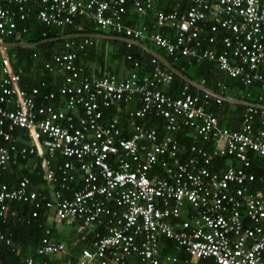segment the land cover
Instances as JSON below:
<instances>
[{"label":"built area","instance_id":"obj_1","mask_svg":"<svg viewBox=\"0 0 264 264\" xmlns=\"http://www.w3.org/2000/svg\"><path fill=\"white\" fill-rule=\"evenodd\" d=\"M128 1L140 15L153 12L152 28L125 24ZM155 1L0 0V44L15 33L16 19H26L34 4L36 19L47 26L72 24L76 16L84 15L101 30L145 38L169 55L213 61L227 75L246 85L259 81L264 88V0H177L187 6L169 12L155 11ZM203 20L211 21V32L229 33L222 37L220 49L215 48L214 35L207 38L208 46L202 45ZM82 38L79 49L90 42V37ZM73 46L66 42L67 52L55 53L45 63L48 72H63L59 91L65 99L56 106L54 91L42 93L45 81L29 90L20 85L8 48L0 45V172L17 155H34L47 189H29L27 177L15 185L0 182V219L15 214L10 210L12 200L33 203V217L41 205L49 210L35 250L44 258L24 256L9 264H49L51 255L68 261V246L53 238L52 228L80 218L84 224L78 230L97 225L102 229L95 232L91 247L81 248L77 264H123L132 253L139 256L138 264H188L205 258L215 264H264V175L247 171L249 153L264 161V109L244 106L238 127L222 126L218 116L206 110L210 97L217 103L222 99L204 92L196 96L188 83L176 97L165 93L159 85H167L172 72L161 68L156 58L151 59L154 68L149 74L130 70L118 75L102 66L85 73L76 62V51L69 50ZM134 98L141 106L129 112V134L124 136L118 117L102 120L101 107ZM149 112L165 119L163 137L136 122ZM184 128L193 132L187 147L175 137ZM18 140L27 147H18ZM197 140L211 145L199 146ZM55 151L63 157L60 181L49 168ZM217 156L230 161L213 170L210 163ZM76 170L84 174L82 184L71 196H63L54 182L64 187ZM184 204L191 207V218L176 230L167 218L179 216ZM160 235L174 242L164 255ZM0 242L10 244L2 231Z\"/></svg>","mask_w":264,"mask_h":264},{"label":"trees","instance_id":"obj_2","mask_svg":"<svg viewBox=\"0 0 264 264\" xmlns=\"http://www.w3.org/2000/svg\"><path fill=\"white\" fill-rule=\"evenodd\" d=\"M209 3L215 0H206ZM3 6L5 4L1 3ZM32 11L28 13L26 19L19 20L16 19L17 28L15 33L5 37L4 40L7 42H18V41H29V42H40L44 39L72 34V33H90V32H101L106 34H114L124 36L122 33L111 32L110 30H101L97 28L95 23L88 19L84 15L76 16L72 24L64 26H47L41 21L37 20L35 17V11L38 9L34 4H31ZM187 4L178 2L177 0H168L166 2H159L157 5L158 9H163L169 12L173 9H183ZM13 10H17L16 4H11L10 6ZM149 14V13H148ZM148 14L140 15L132 6V2L128 1L126 4L125 24L134 27L146 24L149 28L154 23V16L148 17ZM144 17V18H143ZM202 28L199 36L203 39L202 45L208 46L209 43L207 38L210 35L215 36V41L218 45L216 49H220L222 37L228 35L229 33L225 30L219 29L217 32L210 31V20H203L200 23ZM25 29V31H23ZM83 38H73L58 41H49L39 44L36 47H14L9 48L8 51L11 55V66L14 71L20 74V85L29 90L30 88L37 86L41 81L47 83V88H43L44 93L47 90H54L56 95V100L63 99V95L60 94L59 86L57 85L58 79L56 76V69L53 72H48L44 67L45 63L49 61L53 54L67 52L65 47L66 42L74 43L73 48L69 50H75L77 53L76 62L83 65L85 73H89L95 70L97 66H102L104 70L114 73L122 74L123 72H128L135 70L138 74H149L154 68V64L151 63L152 56L141 50L136 45L127 44L125 42L114 40V39H95L90 38V42L84 44L82 48H78L79 43H81ZM142 43L152 47L158 53L166 57L171 64L179 69L183 74L187 75L189 78L204 84L206 87L213 89L215 92L220 93L224 96H230L235 98H243L246 101L252 103H262L264 104V88L261 87L259 81H254L251 84H244L239 77H231L227 75L224 71L219 69L218 65L213 61H208L205 59L197 60L191 56H183L180 54L169 55L165 50L156 46L153 42L145 39L139 38ZM130 55L131 59L127 56ZM134 61H137V66L134 65ZM166 72H169L167 68L158 64ZM56 79V86L53 88V80ZM223 82V86L220 83ZM186 84L184 80L172 73V79L167 85L160 84L159 87L167 94L176 97L180 94L183 86ZM189 91L201 97L203 92L197 90L195 87L189 85ZM222 105L234 106L242 111L244 106L233 105L227 101H222L217 103L214 98L210 97V104L207 106L206 110L213 113L216 116H220V108ZM141 106V101L138 98L132 99L130 102H120L116 105L113 104L109 107H101L102 110V120L107 122L113 117H118L119 125L123 130V135L128 136L129 132V112L135 110ZM242 110V111H241ZM136 122L144 127L155 128L158 132L159 137H163L166 133L165 130V119L155 114V112L146 113L142 118H137ZM255 126H259L258 120L254 121ZM189 128H184L175 133V137L180 138L182 134L188 131ZM17 132V131H16ZM15 132V133H16ZM196 144L202 147H208L211 142L196 141ZM18 147L26 146L27 142L24 140H18ZM183 159L186 158L185 155H180ZM249 158L251 161L250 167L247 168L248 172H252L256 177L264 175V161L261 158L255 157L251 152L249 153ZM14 162H10L5 170L0 172V182H5L10 185H15L22 176H27L29 178V189L36 190L38 192L45 191V179L41 169L39 160L34 155H29L22 158L20 155L14 157ZM63 157L61 153L55 151L54 155L49 159V168L54 172L55 178L60 181V171L58 169L59 165L62 163ZM225 162V156H217L210 163V168L217 170L218 166L223 165ZM158 168V167H157ZM159 169V168H158ZM79 176L74 177L73 180L67 181L64 187L56 185V189L61 191L63 196H71L74 189L80 188ZM254 187V184H253ZM252 187V188H253ZM10 210L15 212L14 215L8 213L4 221L0 219V231H2L7 237L10 238V244H5L0 242V259L3 264H9L16 262L24 257L29 256L33 258H44L36 254V247L39 245L41 238L44 235L46 228V220L49 215V210L41 205L37 209V216H32V211L36 209L31 202H24L18 200H12L9 202ZM179 216L168 217L167 221L170 222L176 230L181 228V224L185 219L191 218V207L188 204H184ZM105 220V219H104ZM84 224V219H77L72 224H67L71 227V230L78 231V236L83 237L84 242L87 246L91 247L92 240L94 239L95 232L101 231L102 225H97L90 230H78V227ZM52 228V235H53ZM54 238V236H53ZM55 239V238H54ZM159 247L161 250V255L169 252L170 248H173V240L167 238L164 235L159 237ZM81 246L71 248V244L68 242V252L69 260L71 264H77V258L81 254ZM181 260L185 257L179 256ZM60 259L59 257H56ZM264 258V253H263ZM49 264H54L47 258ZM139 256L136 253H132L123 264H138ZM206 262H211L215 264L213 259L205 258L198 259L194 264H204ZM60 261L56 260V264ZM110 264V263H108ZM120 264V263H118ZM182 264V263H180Z\"/></svg>","mask_w":264,"mask_h":264},{"label":"water","instance_id":"obj_3","mask_svg":"<svg viewBox=\"0 0 264 264\" xmlns=\"http://www.w3.org/2000/svg\"><path fill=\"white\" fill-rule=\"evenodd\" d=\"M82 37H90V38H95V39H114V40H119L122 42H125L127 44H132L136 45L139 47L141 50L145 51L152 57L156 58L158 62L167 68L170 72L173 74L177 75L180 77L182 80H184L186 83L192 85L196 89L209 94L212 97H218L221 98L224 101H227L231 104H238L242 106H253L259 109H264V104L262 103H252L250 101H246L243 98H235V97H230V96H224L220 93L215 92L213 89L206 87L204 84L199 83L191 78H189L187 75L183 74L179 69L174 67L171 62L158 53L155 49L152 47L142 43L140 40L133 39V38H128L125 36H120V35H114V34H106V33H101V32H90V33H72V34H66V35H61V36H56V37H51L44 39L40 42H29V41H19V42H2L0 45L4 46L5 48H13V47H36L39 44L49 42V41H58V40H66V39H73V38H82Z\"/></svg>","mask_w":264,"mask_h":264},{"label":"crops","instance_id":"obj_4","mask_svg":"<svg viewBox=\"0 0 264 264\" xmlns=\"http://www.w3.org/2000/svg\"><path fill=\"white\" fill-rule=\"evenodd\" d=\"M168 0H156L155 1V4H154V10H163V9H158L157 8V5L159 2H166ZM208 2V1H207ZM186 7V6H185ZM184 7V8H185ZM183 8V9H184ZM181 9V10H183ZM153 16V12L149 13L148 16H147V20L149 19L148 17L150 16ZM146 16V15H145ZM144 18V17H143ZM7 42V41H6ZM19 42V41H18ZM14 48V47H13ZM30 48V47H29ZM33 48V47H32ZM9 49V48H8ZM78 64H80L79 62H77ZM82 65V64H81ZM45 67V66H44ZM54 71V70H53ZM123 73H127L126 72H123ZM56 76H57V79H58V86L59 84L61 85V83L63 82V72L60 71V70H57L56 71ZM56 79L54 77V80H53V88H55L56 86ZM223 82L220 83V86L222 85L223 86ZM192 86V85H191ZM47 88V87H46ZM198 90V89H197ZM48 91H54V90H48ZM65 99V98H64ZM64 99H58V100H53L52 104L54 103L55 101V104L56 106H58V104L62 103L64 101ZM224 101V100H222ZM231 104V103H230ZM233 105H236V104H233ZM242 111V110H241ZM240 116H241V112L239 109H237L236 107L234 106H226V105H222L221 108H220V116L218 117L219 118V122L222 126H226V127H238L239 126V122H240ZM192 130L191 129H188V131H186L184 134L181 135L180 137V140L182 141V145H184L185 147H187V145L189 144V142H191V140H193V137H192ZM21 156V155H20ZM254 156L255 157H258V158H261V156L257 155L256 153H254ZM22 157V156H21ZM262 159V158H261ZM230 161V158H228L227 156L225 157V162H229ZM224 162V163H225ZM42 169V168H41ZM158 170V168H156ZM73 175V179L74 177L76 176H79V179H80V184H82V179H83V172L81 170H76V171H73L72 173ZM44 176V174H43ZM23 177H27V176H22L20 179H22ZM28 178V177H27ZM18 179V181L20 180ZM29 179V178H28ZM45 179V178H44ZM72 179V180H73ZM30 182V181H29ZM58 184V181H55L54 182V188L56 189V185ZM59 185V184H58ZM45 190H47L45 188ZM193 212V211H192ZM54 238L56 240H61L63 239L67 246H68V242L71 244V248H75V247H84V246H87L86 245V242H84L85 239H83V237L81 238L80 236H78V231L76 230H71V227L65 223H63V228L61 229H58L57 228H54L53 229V235ZM56 257H59L60 259H57ZM50 261H53L54 264H56V260H59L60 263L59 264H71L70 260L68 261H65L63 259L62 256H59V255H51L48 257ZM197 261H192V262H189L188 264H194L196 263Z\"/></svg>","mask_w":264,"mask_h":264}]
</instances>
